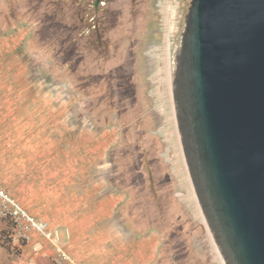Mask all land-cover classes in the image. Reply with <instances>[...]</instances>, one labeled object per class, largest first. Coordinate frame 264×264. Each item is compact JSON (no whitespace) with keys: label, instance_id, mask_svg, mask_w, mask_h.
I'll return each mask as SVG.
<instances>
[{"label":"rangeland","instance_id":"1","mask_svg":"<svg viewBox=\"0 0 264 264\" xmlns=\"http://www.w3.org/2000/svg\"><path fill=\"white\" fill-rule=\"evenodd\" d=\"M138 2L131 23L128 6L116 12L122 15L120 26L109 33L107 49L106 38L103 46L90 39L78 3L13 1L14 17L5 26L27 22L31 27L14 66L22 58L31 67L24 74L0 70V187L19 186L7 182L6 174L21 171L20 151L13 149L20 136L6 134L10 122L5 119L8 100L15 101L21 90L5 81L55 80L80 98L94 123L119 127L118 146L110 156L111 185L128 198L122 217L129 229L162 234L155 264H224L190 178L173 99L175 51L192 0ZM21 244L14 222L0 219V264H27Z\"/></svg>","mask_w":264,"mask_h":264},{"label":"water","instance_id":"2","mask_svg":"<svg viewBox=\"0 0 264 264\" xmlns=\"http://www.w3.org/2000/svg\"><path fill=\"white\" fill-rule=\"evenodd\" d=\"M173 77L186 164L220 257L264 264V0H192Z\"/></svg>","mask_w":264,"mask_h":264},{"label":"crops","instance_id":"3","mask_svg":"<svg viewBox=\"0 0 264 264\" xmlns=\"http://www.w3.org/2000/svg\"><path fill=\"white\" fill-rule=\"evenodd\" d=\"M13 1L0 0V70L24 74L30 64L21 58L15 67L13 58L22 54L31 27L27 22L5 26L14 17ZM5 83L21 90L15 101L10 97L5 114L10 122L6 134L20 136L13 149L20 151L21 160L20 174H6V181L19 186L5 190L37 221L48 224L52 235L47 239L33 233L22 240L24 261L57 264L58 246L77 264H155L162 234L129 229L122 217L128 198L111 185L110 156L118 146L119 127L94 123L80 98L55 80L23 76Z\"/></svg>","mask_w":264,"mask_h":264},{"label":"flooded vegetation","instance_id":"4","mask_svg":"<svg viewBox=\"0 0 264 264\" xmlns=\"http://www.w3.org/2000/svg\"><path fill=\"white\" fill-rule=\"evenodd\" d=\"M71 2L78 3V6L81 7L80 15L84 13V19L81 21L86 25V30L90 39H98L100 46H103L102 40L106 38V48L110 47L111 37L109 33L115 29L116 25L120 26V21L122 15H116L117 11H122L123 6H128V22H132L135 18L136 11L139 8V0H70ZM136 9V10H135ZM114 17L116 18L114 20ZM117 22V24H116ZM130 30V28H129ZM148 165V161H147ZM148 173L151 179L150 168L147 167ZM151 182V180H150ZM152 186V184H151Z\"/></svg>","mask_w":264,"mask_h":264},{"label":"built area","instance_id":"5","mask_svg":"<svg viewBox=\"0 0 264 264\" xmlns=\"http://www.w3.org/2000/svg\"><path fill=\"white\" fill-rule=\"evenodd\" d=\"M0 219H10L15 224V235L28 241L33 233L51 239L48 224L32 217L6 190L0 187ZM59 253L57 264H77L68 253L56 246Z\"/></svg>","mask_w":264,"mask_h":264}]
</instances>
